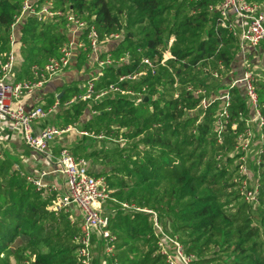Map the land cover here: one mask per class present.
Instances as JSON below:
<instances>
[{"label": "trees", "instance_id": "1", "mask_svg": "<svg viewBox=\"0 0 264 264\" xmlns=\"http://www.w3.org/2000/svg\"><path fill=\"white\" fill-rule=\"evenodd\" d=\"M25 1L0 0V78L1 66L12 49L11 28L18 19L22 62L17 83L37 81L34 67L44 68L61 56L70 39L67 18L74 16L88 28H96L102 42L101 59L111 56L114 61L95 81L96 90L117 84L142 95L138 103L111 95L97 102L67 105L85 93L88 79L97 77L94 71L82 85H65L58 101L61 112L45 119V127L74 125L91 135L70 152L97 165L100 170L91 174L104 178L110 191L104 214L117 238L115 258L107 259L104 243L94 237L93 264L105 259L107 264L114 260L119 264H167L157 254L152 215L124 208V204L155 212L163 228L179 239L197 264H264V153H259L264 143L257 124L250 123L256 134L251 153L260 161H249L261 190V202L253 204L245 201L236 182L241 164L236 139L255 112L247 103L243 85L231 88L244 69L238 57L239 39L221 26L223 19L213 9L221 1L34 0L37 12L47 6L53 13L41 20L21 18ZM116 34L120 39H109ZM85 46L86 50H76L70 68L81 71L92 61L95 64L87 40ZM263 52L264 41L249 55L248 70L259 75V108L264 115V63L257 62ZM167 53L170 58L162 65ZM144 59L152 62L154 74ZM140 72L136 80L120 82L121 77ZM187 86L202 94L187 92ZM227 93L229 123L219 143L215 126L225 106L220 98ZM52 97L47 105L37 106L48 110L56 101ZM204 99L212 101L207 109L201 107ZM83 118L88 121L82 124ZM17 162L15 155L0 148V264H80L76 239L81 217L74 214L76 219H72L71 212L50 211L55 193L37 191L29 181L32 175L14 169Z\"/></svg>", "mask_w": 264, "mask_h": 264}, {"label": "built area", "instance_id": "2", "mask_svg": "<svg viewBox=\"0 0 264 264\" xmlns=\"http://www.w3.org/2000/svg\"><path fill=\"white\" fill-rule=\"evenodd\" d=\"M220 5L213 8L219 12L223 21L221 26L228 29L234 37L240 41L239 54L242 55L243 74L239 79H235L231 88L237 84H242L246 95L247 103L254 110V115L250 121H247L246 129L240 133L236 139V150L241 152L238 159L240 164V179L236 180L239 190L245 201L253 204L261 202V190L259 181L254 179V175L249 167V161L255 159L252 157V143L255 138V131L251 128L250 123L257 124V131L260 136V142L264 143V115L259 108V96L257 83L259 75L255 70H248V57L251 52L256 49L264 41V4L253 3L250 0H220ZM53 16L48 9L43 8L40 12L36 11L34 0H26L22 11L21 18L24 16H36L39 19L43 16ZM69 42L66 43L61 50V56L51 59L44 68L34 67V73L37 77L35 82H15L12 78L18 61V37L16 27L19 20L11 28L10 45L11 52L9 59L1 66L0 78V127L6 128L11 132H19L22 135L23 142L27 148L36 154L43 155L52 165L54 161L55 173L63 176L66 183V190L63 194L57 195L54 206L50 211L54 213L76 211L81 217V232L76 241L79 249L76 253L80 264H93L94 260V244L93 238H99L104 243V250L107 259L115 258V246L117 238L109 230V219L104 214V203L110 199V191L107 188L104 178H96L91 174L90 164L84 159H77L68 149L60 151L58 156H54L51 150L52 144L62 138L64 135L73 131H77L75 127H56L49 126L38 133L35 132L34 125L40 120L48 118L57 112L59 104H56L44 110L41 106H35L29 110L22 105L23 99L33 94L54 76L64 73L68 70L75 59L77 49L86 50L85 40L89 42L91 54L96 58L97 77L88 79L86 83V91L79 98H74L67 105H71L76 101H101L111 95H119L132 98L135 102L142 100V95L134 93L132 90L122 89L119 85L113 84L107 90H96L95 81L101 75V72L114 61L111 56L103 60L100 57L101 41L95 27L88 28L85 22H81L74 16L68 18ZM41 20V19H40ZM86 34V38L83 35ZM110 40H118V34L111 35ZM173 40L170 41V45ZM170 58L169 53L164 55L161 64L165 65ZM124 58L119 61L122 62ZM143 63L154 71V65L149 59H144ZM220 68L224 71V67L220 64ZM143 72L123 76L120 82L125 80H136ZM214 75L218 77V72ZM178 90V82L175 84ZM187 92L193 94H202L201 90L196 91L192 86L186 87ZM175 98H179V93H175ZM218 99V98H217ZM220 99L225 100V106L220 118L216 123L215 131L217 140L222 142V134L229 123L230 95L227 93ZM216 101V99H215ZM211 100L204 99L201 107L207 109L211 104ZM93 114H96L94 111ZM236 123H232V128H236ZM88 135V133H81ZM263 154L264 151H259ZM257 160L258 164L260 161ZM49 172H41L36 176L29 177V181L36 187L37 191L42 195L54 193V189L50 188L45 182ZM250 184H255L251 186ZM124 208L132 209L139 212L151 214L153 217L154 233L157 239V254L164 257L167 264H197L194 255L187 254L179 239L170 235L159 221L158 215L150 210H142L135 206L123 205ZM105 260L102 264H107ZM112 264H119L114 260Z\"/></svg>", "mask_w": 264, "mask_h": 264}, {"label": "crops", "instance_id": "3", "mask_svg": "<svg viewBox=\"0 0 264 264\" xmlns=\"http://www.w3.org/2000/svg\"><path fill=\"white\" fill-rule=\"evenodd\" d=\"M259 4V3H258ZM264 4V3H263ZM20 48L19 45L17 47L18 52V61L14 71L13 80L15 82L17 79V73L20 71L22 58L20 56ZM253 53V51H252ZM239 60L242 61V55H238ZM259 60L257 62L264 63V52L260 54ZM86 69L81 71L75 70L72 66L70 69L66 70L64 73L59 74L51 78L41 89L37 90L33 94L27 95L23 101L22 105L25 109L29 110L39 104L47 105L48 102L53 100L52 96L56 97V101L53 102L52 106L58 104V101L64 96L65 92L63 87L65 85H71L74 82H79L82 85V81L86 80L91 72L97 70L96 62L93 61L86 66ZM234 69V68H233ZM89 72V75L87 74ZM82 88V86H81ZM63 94V95H62ZM61 112V106H58L57 112L51 115L52 117L57 116ZM45 119L40 120L34 125L35 132H39L40 130L46 128L45 127ZM85 121H88L86 118L81 120L83 124ZM73 126L74 125H69ZM7 126L0 127V148L4 151H10L13 155H15L20 161V165L23 166L31 175L36 176L41 172H49L50 174L46 177L45 182L50 188L54 189L55 195H61L66 190V183L63 176L59 173H55L54 161L52 165L47 161V159L40 154H36L32 152L29 148H27L23 142L22 135L17 132H11L7 128ZM68 127V126H67ZM77 131H73L69 134L64 135L62 138L56 140L52 146L51 150L54 156H58L60 151L63 149H68L69 151L75 148L78 144L82 143L83 137L91 136V135H82L81 133H88L83 131L79 127H75ZM57 153V155H56ZM90 164L91 172L99 171L100 168L97 165H94L92 161H88Z\"/></svg>", "mask_w": 264, "mask_h": 264}, {"label": "rangeland", "instance_id": "4", "mask_svg": "<svg viewBox=\"0 0 264 264\" xmlns=\"http://www.w3.org/2000/svg\"><path fill=\"white\" fill-rule=\"evenodd\" d=\"M43 8H46V9H48V7L47 6H43ZM171 40H174L173 38L171 39ZM10 152V151H9ZM253 155L254 154H252V157H253ZM14 169L15 170H17V171H20L21 172V174H23V175H27V176H31V174L23 167V166H21L20 164H19V162H17L15 165H14ZM33 176V175H32ZM251 186H254L255 184H250ZM237 190V189H236ZM56 200V199H55ZM55 200H53V202H52V204H50V207H49V210H50V208H52L53 206H54V203H55ZM72 213V215L70 214V216H71V218L72 219H76V216L75 215H77V213H76V211H72L71 212ZM75 214V215H74ZM77 217H78V215H77ZM79 221H80V219H79ZM106 260V259H105ZM104 260V261H105ZM103 261V262H104ZM102 262V263H103Z\"/></svg>", "mask_w": 264, "mask_h": 264}, {"label": "water", "instance_id": "5", "mask_svg": "<svg viewBox=\"0 0 264 264\" xmlns=\"http://www.w3.org/2000/svg\"><path fill=\"white\" fill-rule=\"evenodd\" d=\"M62 95H63V94H62ZM148 100H149V98H148V97H146V98H145V101H148Z\"/></svg>", "mask_w": 264, "mask_h": 264}]
</instances>
